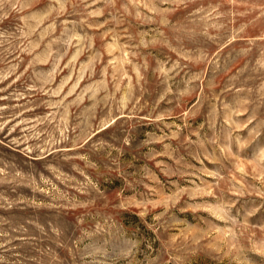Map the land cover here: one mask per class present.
Masks as SVG:
<instances>
[{
  "label": "rangeland",
  "instance_id": "374dc122",
  "mask_svg": "<svg viewBox=\"0 0 264 264\" xmlns=\"http://www.w3.org/2000/svg\"><path fill=\"white\" fill-rule=\"evenodd\" d=\"M0 264H264V0H0Z\"/></svg>",
  "mask_w": 264,
  "mask_h": 264
}]
</instances>
